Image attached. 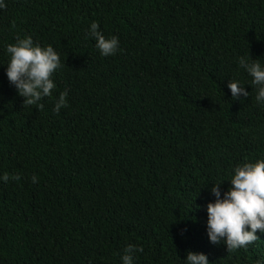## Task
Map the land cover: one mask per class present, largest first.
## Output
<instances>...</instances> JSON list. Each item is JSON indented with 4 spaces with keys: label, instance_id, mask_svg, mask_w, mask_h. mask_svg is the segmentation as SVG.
Listing matches in <instances>:
<instances>
[{
    "label": "trees",
    "instance_id": "trees-1",
    "mask_svg": "<svg viewBox=\"0 0 264 264\" xmlns=\"http://www.w3.org/2000/svg\"><path fill=\"white\" fill-rule=\"evenodd\" d=\"M0 264H264V0H0Z\"/></svg>",
    "mask_w": 264,
    "mask_h": 264
}]
</instances>
